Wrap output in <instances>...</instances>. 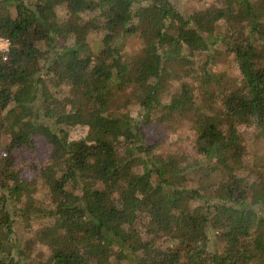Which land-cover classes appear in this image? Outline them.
<instances>
[{
	"label": "trees",
	"instance_id": "1",
	"mask_svg": "<svg viewBox=\"0 0 264 264\" xmlns=\"http://www.w3.org/2000/svg\"><path fill=\"white\" fill-rule=\"evenodd\" d=\"M185 1L0 0V264H264V0Z\"/></svg>",
	"mask_w": 264,
	"mask_h": 264
},
{
	"label": "rangeland",
	"instance_id": "2",
	"mask_svg": "<svg viewBox=\"0 0 264 264\" xmlns=\"http://www.w3.org/2000/svg\"><path fill=\"white\" fill-rule=\"evenodd\" d=\"M192 3L193 2L189 1V0L185 1V5L184 6L190 8L191 6H193ZM217 55L219 56V58H220V60L222 62L221 69L226 72V74H225L226 77L229 76V75L230 76L231 75L235 76L237 74L236 64L233 61L230 62L228 60H227V62H225L226 59L221 54H217ZM83 134H85V130L83 128H81V127H76L71 132V136L73 138H79ZM246 136H247V138L249 137L250 140L253 139V138L255 139L254 130L253 129H249L248 131H246ZM165 139H166V143L168 142L169 144H171L172 142H175V141H182V144L184 145L183 146L184 149L186 148V146H188V147L191 146L190 141L188 142V135H187V129L186 128H181L179 130V132H177V133L176 132L175 133L166 132ZM186 150L189 152L188 154H193V151L191 150V148L190 149H186ZM27 154H28V156H27L28 158L30 157V155H32V154H29V153H27ZM38 157H39V159L34 162L35 164H36V162L38 164L39 160L43 159L45 157L44 152L42 151L41 153H38ZM18 232H20L22 235H24L26 233V229L25 228H22V229L19 228ZM209 239H210V245H211L212 249H216V248L218 249L220 247V245H219L220 240L217 237V233L212 228L209 230Z\"/></svg>",
	"mask_w": 264,
	"mask_h": 264
},
{
	"label": "built area",
	"instance_id": "3",
	"mask_svg": "<svg viewBox=\"0 0 264 264\" xmlns=\"http://www.w3.org/2000/svg\"><path fill=\"white\" fill-rule=\"evenodd\" d=\"M11 42L8 38L0 37V54L6 59L10 53Z\"/></svg>",
	"mask_w": 264,
	"mask_h": 264
}]
</instances>
